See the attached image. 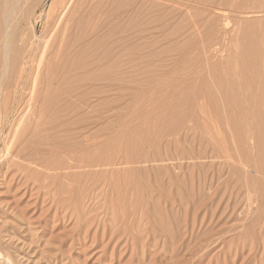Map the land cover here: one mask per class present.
<instances>
[{
	"label": "rangeland",
	"instance_id": "374dc122",
	"mask_svg": "<svg viewBox=\"0 0 264 264\" xmlns=\"http://www.w3.org/2000/svg\"><path fill=\"white\" fill-rule=\"evenodd\" d=\"M6 1L19 5L0 152L22 171L0 162V210L13 205L22 244L2 248L0 264H264V0H111L98 11L81 0L72 29L90 32L100 15L103 48L57 37L54 100L43 76L35 119L33 76L14 64L50 0H0V44ZM82 196L93 227L78 217Z\"/></svg>",
	"mask_w": 264,
	"mask_h": 264
},
{
	"label": "bare ground",
	"instance_id": "6f19581e",
	"mask_svg": "<svg viewBox=\"0 0 264 264\" xmlns=\"http://www.w3.org/2000/svg\"><path fill=\"white\" fill-rule=\"evenodd\" d=\"M80 1L81 0H50V4H49L47 12H46V21H45L44 29H43L41 35H39L37 33L36 26L32 25L29 22V26H30L29 28L33 29V37H32L33 40L30 43H24L23 46L25 48H29V50L25 49L22 56L21 57L19 56L16 58V63L14 64V67H16L19 70V76L21 79H24V82L27 79V77L33 76L32 77V79H33L32 87L30 88V91H29V99H30V103H31L30 106L31 107L29 106L28 109H26V110H27L28 114L34 115V119L36 118V112L38 110L37 108H38L39 101H40V98H41V95L43 92L42 91L43 89L41 90V88H40V85L42 83L41 79L43 76L47 77V79L50 82V83H48V88H47L49 98L48 97L45 98V101L46 102H52L49 100H54V98L52 97L53 92H51L52 86H50V85H52V81L54 83V78L56 77L55 65H58V64H57V61L54 59L55 52H54V54L52 53L54 56H52L48 59H46V57H47L48 49H55L57 37L61 36L62 44H67L69 47L68 49H76L77 46H88L90 48L94 47V49H102L103 48V40L101 38L102 36H100L96 32V31L103 29V27H104L102 17L100 15L97 16L96 21H95L92 29L87 30L90 32L84 33L85 32L84 31V32H80V33H84V34H80L78 32H75V30L72 29L76 22L70 24L72 22L71 17L73 15V13H75L76 10L80 7V4H79ZM109 1H111V0H90V3L84 2L83 5L88 6V9H95L98 11V10H101L103 4H107ZM143 2L146 6H148L149 3L151 2V0H143ZM18 5L19 4L16 1H14L10 7H9L8 1H6V3H5V10H4L5 31H4V35H3V38H2V41L0 44V48H2L1 49V55H2V57H4V59H3L4 65L0 71V79H3L6 76L8 69H9V66H10L9 57H10V53H11V48H12L13 43H14L13 32H12V27L14 25V19H12V17H11V12H13V10H15L18 7ZM70 13H71V16L68 18ZM39 18H41V15H39ZM35 49H45V52L42 53L41 57L38 60H36ZM62 49H63V47H62ZM60 51L61 50H59V52ZM59 52H57V53L59 55H61L60 54L61 52L60 53ZM71 55L72 54L69 53L68 57L71 58L72 57ZM56 57L58 58V55ZM60 57L62 58V56H60ZM60 59H59V63L63 60L62 59L60 61ZM100 61H99V63H100ZM73 69L75 70L74 66H73L72 70ZM45 70L46 71L48 70L47 76L44 75ZM30 71L31 72L33 71V73L29 74ZM79 76H81V74H78L77 77H79ZM1 90H2V87H0V95H1ZM74 92H76V91H74ZM74 92L72 91V93H74ZM60 94L62 95L63 98H66L68 95L70 96V91H66V92H62V93L60 92ZM61 95H59V96H61ZM59 110L65 111L66 107L63 109H59ZM19 112L21 113L22 111L19 109V107H17L15 109H13L11 114H13V117H15ZM18 115H20V114H18ZM20 116H22V114ZM6 120H10L9 114H6L4 124H5ZM20 124H21L20 127H22V119L20 120ZM26 126L31 127L32 122L28 120V122H26ZM9 157L10 158L12 157V161L9 162V163H11V166H18V167H20V169H18V171H22V163L21 162H15L13 155L9 156V149L8 148L6 150L0 152V162H2L5 159H9ZM106 166L108 167L110 165H106ZM109 170L110 169L108 168V171ZM105 171H107V170H105ZM112 171H114V170H112ZM103 173H104V171H103ZM4 184H5V182H4ZM81 195H83V192H81ZM83 197L84 196H82V200H83ZM89 198H92V197L88 196V197L84 198L83 201H81V202L78 201L77 205L81 206V210L78 212L79 213L78 217H80L81 219H84L86 224L90 225V223L96 221L95 220L96 217L94 216L95 218H89L91 216L92 212H94V211H92L93 208L89 209L90 205L87 203V202L91 203L89 201L90 200ZM62 203L67 205V207L63 206L65 208V210L68 209L70 202L65 200L64 202H61L60 204H62ZM1 204L2 203L0 201V205ZM38 204H39V202H36V205H38ZM3 209L7 213L0 210V220L2 221V222H0V223H2L0 226V255H2V250H1L2 248L6 249V250H12V249H14L13 247L16 243L22 244V224H13V223L9 222V218H11V217H10V214H8V212L9 213L13 212L12 211L13 205L7 204L6 206L3 207ZM74 215H76V214H74ZM91 217H93V216H91ZM83 225H84V223H83ZM93 225H95V222L92 223V227H93ZM96 229L98 230V228H96ZM117 229H119V228H117ZM181 230H182V232H184V229H181ZM124 233H126V232H124ZM190 233H193V231ZM182 235H184V233H182ZM189 236H191V235L189 234ZM163 247H164V245H163ZM258 263H260V262H258Z\"/></svg>",
	"mask_w": 264,
	"mask_h": 264
}]
</instances>
